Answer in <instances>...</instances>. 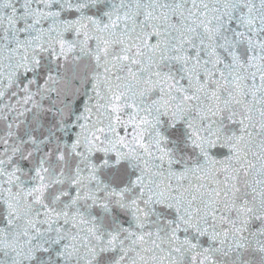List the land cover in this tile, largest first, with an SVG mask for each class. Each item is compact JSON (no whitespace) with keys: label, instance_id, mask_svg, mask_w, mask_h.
Instances as JSON below:
<instances>
[{"label":"snow or ice","instance_id":"1","mask_svg":"<svg viewBox=\"0 0 264 264\" xmlns=\"http://www.w3.org/2000/svg\"><path fill=\"white\" fill-rule=\"evenodd\" d=\"M0 264H264V0H0Z\"/></svg>","mask_w":264,"mask_h":264}]
</instances>
